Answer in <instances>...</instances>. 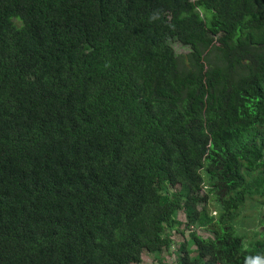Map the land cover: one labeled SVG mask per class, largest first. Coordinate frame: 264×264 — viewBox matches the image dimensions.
Masks as SVG:
<instances>
[{"label": "trees", "instance_id": "16d2710c", "mask_svg": "<svg viewBox=\"0 0 264 264\" xmlns=\"http://www.w3.org/2000/svg\"><path fill=\"white\" fill-rule=\"evenodd\" d=\"M143 256L264 264V0H0V264Z\"/></svg>", "mask_w": 264, "mask_h": 264}, {"label": "rangeland", "instance_id": "374dc122", "mask_svg": "<svg viewBox=\"0 0 264 264\" xmlns=\"http://www.w3.org/2000/svg\"><path fill=\"white\" fill-rule=\"evenodd\" d=\"M214 215H215V214H214ZM246 215H247L249 218H255L254 215H253V211H252V209L247 210V211H246ZM180 219H181L182 221H184L185 217H184L183 214H181ZM253 230H258V231H260L261 229H257V228L255 229V228H253ZM187 234H189V233L186 232V236H185V237H179V236H176V237H175V240H176L177 242H182L184 239H186ZM201 234H203V233L201 232ZM205 237H207V236H205ZM174 249H177V247L174 246ZM170 254H171V252H170V253H166V252H165V253L162 254V257L164 258L165 261H168V262H170V263H174V262H175V256L170 255ZM142 260H143V262H145L146 264H147V263L150 264V263L156 261L155 258H154L153 256H143Z\"/></svg>", "mask_w": 264, "mask_h": 264}]
</instances>
